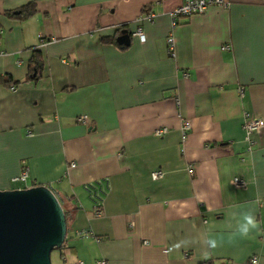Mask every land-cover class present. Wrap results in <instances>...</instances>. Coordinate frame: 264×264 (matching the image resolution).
I'll use <instances>...</instances> for the list:
<instances>
[{"label":"crops","instance_id":"obj_1","mask_svg":"<svg viewBox=\"0 0 264 264\" xmlns=\"http://www.w3.org/2000/svg\"><path fill=\"white\" fill-rule=\"evenodd\" d=\"M223 1L173 26L182 0H0V190L25 167L55 193L62 264H264V126L250 153L242 129L264 123V0Z\"/></svg>","mask_w":264,"mask_h":264},{"label":"water","instance_id":"obj_2","mask_svg":"<svg viewBox=\"0 0 264 264\" xmlns=\"http://www.w3.org/2000/svg\"><path fill=\"white\" fill-rule=\"evenodd\" d=\"M116 43L129 45L126 30ZM66 232L63 208L49 187L0 190V264H52L51 252L62 247Z\"/></svg>","mask_w":264,"mask_h":264},{"label":"built area","instance_id":"obj_3","mask_svg":"<svg viewBox=\"0 0 264 264\" xmlns=\"http://www.w3.org/2000/svg\"><path fill=\"white\" fill-rule=\"evenodd\" d=\"M227 5L228 4L224 2L223 0H182L181 4L178 7H176L174 10H172L170 13L171 18H172V25L173 26L177 25V21L179 18H188L193 15L204 14L208 10V8L212 6L226 8ZM143 17L144 19L151 20L153 18V14L148 13V14H145ZM135 35H137L141 40H143L144 38V35L140 30H138ZM172 42H173L172 39L169 38L168 39V45H169L168 52L170 55H173ZM238 92H239L240 97L244 96L243 88H239ZM77 121L79 123H86L87 118L85 116H82V117H79ZM263 126H264V123L260 118H257L248 112L244 113L242 129L244 133V141L246 143V148H245L246 153L251 152L252 146L254 144L253 140L251 139V136L255 133L260 132ZM181 130H182V138L184 139L186 138L187 133L191 130V123L189 121H184L182 123ZM155 133L157 136H161L166 133V130L165 129L158 130ZM71 166H73V164ZM28 176H29L28 170L25 167H23L20 175L11 180V184L15 188L14 190L16 189L21 190V189L29 188L27 186ZM162 176H163L162 171H156L151 174L152 179L155 181L161 179ZM234 185L237 187H244L245 182L243 180L234 179ZM85 189L88 191H91L92 186L87 185ZM94 200H95V196H94ZM100 208H101L100 201L96 200L95 211H94L95 216H100L101 214ZM76 236L86 237L88 236V232L81 231V232H78ZM77 264H83V263L79 261ZM95 264H107V262L98 261ZM249 264H257V259L251 258Z\"/></svg>","mask_w":264,"mask_h":264},{"label":"trees","instance_id":"obj_4","mask_svg":"<svg viewBox=\"0 0 264 264\" xmlns=\"http://www.w3.org/2000/svg\"><path fill=\"white\" fill-rule=\"evenodd\" d=\"M35 13H36L35 5L32 3H29V4L22 6L21 8H19L15 12L7 13L6 15L11 19L22 21V20H26V19H29L30 17L34 16ZM121 47H122V45H121ZM42 66H43V61H42L41 53L37 50H32V57L30 59V70L29 71H30V75H32L33 73H36V75L34 76V79H36L38 77L39 72L41 74V71L43 68ZM1 80L4 81V83H6V85L10 89H14L15 86L18 85L17 82L12 83L11 80L5 81L4 77H1ZM34 186L35 185H33V187ZM64 214H65V211H64ZM202 264H214V262H212L211 260H207V261L203 262Z\"/></svg>","mask_w":264,"mask_h":264},{"label":"clouds","instance_id":"obj_5","mask_svg":"<svg viewBox=\"0 0 264 264\" xmlns=\"http://www.w3.org/2000/svg\"><path fill=\"white\" fill-rule=\"evenodd\" d=\"M245 220H246V223L242 226V230L246 234V232L248 231L249 227H251V228H255L256 227V223H255L254 217L252 215L251 216H246ZM209 246L210 247H215L216 246V242L214 240L209 241Z\"/></svg>","mask_w":264,"mask_h":264},{"label":"rangeland","instance_id":"obj_6","mask_svg":"<svg viewBox=\"0 0 264 264\" xmlns=\"http://www.w3.org/2000/svg\"><path fill=\"white\" fill-rule=\"evenodd\" d=\"M51 263L52 264H62L58 252L56 250L51 252Z\"/></svg>","mask_w":264,"mask_h":264}]
</instances>
